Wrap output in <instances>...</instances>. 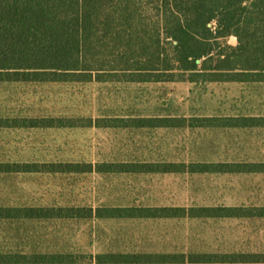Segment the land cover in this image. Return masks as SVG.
<instances>
[{"label":"rangeland","instance_id":"1","mask_svg":"<svg viewBox=\"0 0 264 264\" xmlns=\"http://www.w3.org/2000/svg\"><path fill=\"white\" fill-rule=\"evenodd\" d=\"M255 162L264 81L0 82V264H264Z\"/></svg>","mask_w":264,"mask_h":264},{"label":"trees","instance_id":"2","mask_svg":"<svg viewBox=\"0 0 264 264\" xmlns=\"http://www.w3.org/2000/svg\"><path fill=\"white\" fill-rule=\"evenodd\" d=\"M150 1L148 12L138 0H0V82L264 81V0ZM231 36L236 45L228 44ZM110 166L98 171L179 170L175 163ZM249 166L264 172L262 162ZM31 210L41 211L32 217L63 216L50 207ZM161 210L170 212L157 216H175Z\"/></svg>","mask_w":264,"mask_h":264},{"label":"crops","instance_id":"3","mask_svg":"<svg viewBox=\"0 0 264 264\" xmlns=\"http://www.w3.org/2000/svg\"><path fill=\"white\" fill-rule=\"evenodd\" d=\"M256 116H260V115H256ZM257 118H260V117H257ZM249 125H251V124H249ZM249 125L245 124L244 126H249ZM252 125H253V126H254V125H255V126H263V125H261V123H253Z\"/></svg>","mask_w":264,"mask_h":264}]
</instances>
